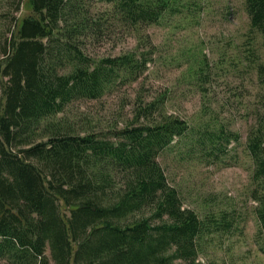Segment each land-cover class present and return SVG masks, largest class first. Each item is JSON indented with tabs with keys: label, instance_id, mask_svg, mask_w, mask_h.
<instances>
[{
	"label": "trees",
	"instance_id": "1",
	"mask_svg": "<svg viewBox=\"0 0 264 264\" xmlns=\"http://www.w3.org/2000/svg\"><path fill=\"white\" fill-rule=\"evenodd\" d=\"M25 1L31 15L16 20L0 59V264H206V238L230 221H206L186 207L161 157L230 162L241 135L206 103L193 119L170 111L174 91L153 92L144 83L157 52L148 31L181 13L180 0H15L18 11ZM244 6L264 49V0ZM114 38L136 42L115 55L89 49ZM257 52L253 47L247 58L263 103ZM190 72L205 99V68ZM134 84L140 87L133 101L127 97L131 113L121 127L98 131L65 115L77 101ZM245 151L264 190V111Z\"/></svg>",
	"mask_w": 264,
	"mask_h": 264
},
{
	"label": "rangeland",
	"instance_id": "2",
	"mask_svg": "<svg viewBox=\"0 0 264 264\" xmlns=\"http://www.w3.org/2000/svg\"><path fill=\"white\" fill-rule=\"evenodd\" d=\"M14 1L0 0V59L16 20L31 15L27 1L19 11ZM180 2L184 6L181 13L148 31L157 52L144 83L153 92L173 90L176 99L170 111L178 110L187 119L196 117L206 103L222 122L241 135V141L230 146V162H187L177 152L161 157V161L186 207L206 221H230L226 231L206 238L200 260L206 264H264V233L259 231L254 196L257 189L259 193L264 190L252 179L254 164L245 151L255 116L264 111V101L257 98L253 64L247 57L254 47L263 61L264 49L260 38L250 33L244 0ZM135 42L126 38L119 43L114 38L89 49L99 56L115 55L134 47ZM200 66L208 75L205 99L197 86L189 83L193 78L190 71ZM139 87L134 84L120 88L98 101H77L65 115L73 123L91 122L98 131H107L109 125L121 127L131 113L130 105L125 104L127 97L133 101Z\"/></svg>",
	"mask_w": 264,
	"mask_h": 264
}]
</instances>
